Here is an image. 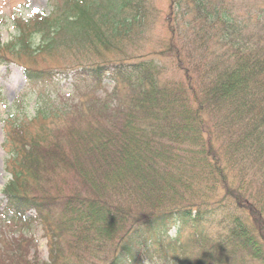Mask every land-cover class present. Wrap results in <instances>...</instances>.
<instances>
[{
  "label": "trees",
  "instance_id": "obj_1",
  "mask_svg": "<svg viewBox=\"0 0 264 264\" xmlns=\"http://www.w3.org/2000/svg\"><path fill=\"white\" fill-rule=\"evenodd\" d=\"M63 1L48 18L34 21L42 37L36 54L62 43L87 42L108 51L114 40L140 35L153 23L148 15L157 14L168 34L158 42L159 55L175 60L181 82L166 80L160 67L145 61L100 67L91 74L98 84L108 72L115 81L113 92L103 97L92 80L82 78L85 70L74 73L72 97L79 102L72 109L50 106L35 115L44 122L68 116L65 129H55L70 139V150H62L58 140L47 142L46 131L24 138L23 125H15L19 141L11 140L14 169L4 191L2 227L48 223L54 215L49 212L48 219L42 205L60 204L58 227L48 223V261L34 264H67L60 232L76 240V252L78 243L90 244V237L110 232L111 222H120L123 232L109 264H141L139 256L152 237L169 231V225L219 223L227 233L207 245L214 251L212 264H245L247 255L264 262V43L246 27L253 0H169L164 15L151 0ZM244 3L248 8L240 16L237 6ZM23 28L18 41L6 45L9 55L20 58L35 50L27 42L29 25ZM26 69L28 87L35 91L52 77ZM81 87L92 88L94 98L83 96ZM74 114L82 116L80 124ZM45 152L73 175L68 203L60 193L45 199L25 190L30 180H40ZM57 167L55 176H60ZM95 169L101 177L93 185ZM195 185L204 186L205 193L199 191L197 204H188L185 194L196 192ZM78 198L84 210L74 204ZM15 242L29 247L31 241Z\"/></svg>",
  "mask_w": 264,
  "mask_h": 264
},
{
  "label": "rangeland",
  "instance_id": "obj_2",
  "mask_svg": "<svg viewBox=\"0 0 264 264\" xmlns=\"http://www.w3.org/2000/svg\"><path fill=\"white\" fill-rule=\"evenodd\" d=\"M155 8L161 11L164 15L169 6L168 0H151ZM264 1V0H263ZM262 0H253L249 3V12L255 14L260 12L264 2ZM65 5L63 0H0V57H5V60L0 59V227H2V219L4 210H6L7 200L4 196V190L9 181L12 180L13 168H8L14 160L8 161L12 150V143L19 141V136L14 134L15 125H23V130L27 136L24 138H34L37 135L46 131L50 140H58L63 145L62 150H70V139L61 137L56 134L55 128H61L68 125L69 120L66 117L53 119L44 122L41 118L35 120V113L38 110H45L50 106L59 109H72L74 103L79 99L72 97L74 92L72 75L78 71H84L85 80H92L91 87L97 90L103 97H107L114 89V80H112L111 72L103 76L102 84L91 77L95 70H100V67L114 68L118 65H133L141 62L152 63L163 70V77L172 83H180L182 73L176 69L177 65L174 59L165 58L159 55L158 42L167 38L166 29L163 28V20L157 14H149L148 19H153V23L143 28L140 35L131 33L128 36L122 37L119 40H114L113 46L108 51L100 47H93L92 43L79 45L76 43H62L60 47L41 51L38 54L35 52L42 45V37L38 35V31L32 27L36 24L37 17H42L37 14L44 15L43 18H48L57 6ZM240 16L245 15L247 4L237 6ZM61 10V9H59ZM37 15V16H34ZM34 16V17H33ZM260 18L248 17L246 27L253 29L256 33L261 31L257 21ZM149 21V20H148ZM22 25V27H21ZM26 25H29L31 36L27 38L30 43L28 55L19 54L20 58L8 54L10 48H5L10 42H17L19 35ZM20 29V30H19ZM25 30V29H24ZM29 33V32H28ZM264 31L260 32V34ZM33 37V41L31 38ZM69 45L72 47L68 48ZM77 49H80L79 51ZM135 58V59H134ZM2 61V62H1ZM3 63V64H1ZM28 68L34 72H42L44 74H52L51 79L47 81L42 89H37L35 92L29 86L28 81L24 77V70ZM90 90V91H89ZM81 94L86 98L93 99L96 93L92 88H80ZM89 91V93H88ZM124 95V93H123ZM39 96L42 100H39ZM84 98V97H83ZM72 102H68V101ZM75 115V114H74ZM72 115L74 119L79 121L82 116ZM72 121V119H71ZM70 121V123H71ZM69 127L66 129V131ZM38 182L28 183L26 192L38 198H57V194L66 195L68 203V193L73 191L74 179L73 175L64 168L60 161H50L47 152L44 153L42 159ZM35 166V165H34ZM58 166V167H57ZM32 167V166H31ZM57 167L60 171V176H55ZM58 170V171H59ZM99 169H95V180L93 185L98 182V177H101ZM32 170L31 175L33 177ZM29 180V179H28ZM37 183V184H36ZM196 186V185H195ZM197 187V186H196ZM194 193L188 191L185 195V200L188 204H197L199 201V191L202 192L203 187L199 188ZM96 191V190H95ZM205 193V192H202ZM222 193L216 196L222 198ZM77 206H81L84 210V203L79 198L76 200ZM45 207V216L49 219V212L53 213L51 223L58 227L60 218V204L55 208ZM62 208V207H61ZM63 210V208H62ZM55 211V212H54ZM62 212H65L64 210ZM34 215L29 213V217ZM55 220V221H54ZM48 223L34 221L32 224L24 228L20 224L7 225L4 224L0 233V264H34L36 262L48 261V246L49 239L52 237L48 233ZM206 225L204 223H187L178 224L170 231L167 227L163 233L152 237L149 242V249L142 252L139 256L141 264H212L214 260V251L207 248V245L212 244L221 235L227 233L224 226ZM173 226V224L169 225ZM48 227V228H47ZM110 232H105L100 235L90 237V244H79V249L75 252L76 240L71 238L68 233H55L61 237L60 243L64 251V260L67 264H109L114 254V247L119 234L123 232L120 222H111ZM3 235V236H1ZM15 240L31 241L29 247L22 245ZM258 244V243H257ZM17 254V256H14ZM77 254H85L82 257H76ZM246 254V253H245ZM245 264H264L260 258H254L247 255Z\"/></svg>",
  "mask_w": 264,
  "mask_h": 264
}]
</instances>
